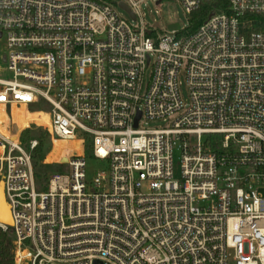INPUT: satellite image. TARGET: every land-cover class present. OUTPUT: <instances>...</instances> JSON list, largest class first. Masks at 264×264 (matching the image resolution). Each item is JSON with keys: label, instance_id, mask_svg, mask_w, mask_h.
<instances>
[{"label": "built area", "instance_id": "2783aa9c", "mask_svg": "<svg viewBox=\"0 0 264 264\" xmlns=\"http://www.w3.org/2000/svg\"><path fill=\"white\" fill-rule=\"evenodd\" d=\"M147 1L164 0L120 3L127 20L111 0H0L11 264H264V0H178L222 8L162 37ZM31 125L54 146L44 169L71 176L37 173ZM88 158L104 164L91 180Z\"/></svg>", "mask_w": 264, "mask_h": 264}, {"label": "rangeland", "instance_id": "374dc122", "mask_svg": "<svg viewBox=\"0 0 264 264\" xmlns=\"http://www.w3.org/2000/svg\"><path fill=\"white\" fill-rule=\"evenodd\" d=\"M125 2L128 4L127 0H111V3L114 6H117L118 13L125 19L129 20V15L119 8V4ZM140 17L144 25L158 37H162L165 35H172L173 33H182L190 27L191 15H188L183 6L180 4L178 0H164L159 6L151 1L144 2L140 5ZM4 78H9L8 74L3 76ZM180 83V95L185 106V109H188L191 105L190 92L187 86V79L184 73H181L179 76ZM31 109V108H29ZM21 114V112H19ZM34 118V117H33ZM175 121V118H168L167 120H157V121H148L147 129L155 130V129H167L170 128L172 123ZM30 120H23L22 117L19 119V123H22L24 127L28 126ZM39 130V131H38ZM31 136H28L26 141L31 139H38L37 136L39 132H44L43 129H38L36 125H31V129H29ZM66 145H62L56 143L55 155H58L61 150L66 149ZM54 151V146L49 144L46 147V155L51 154ZM104 164L102 162H98L94 159L88 158V179H93L101 167ZM47 176L48 175H65L71 176L72 169L70 167L63 166H52L47 169H43L42 171ZM13 230H11V233ZM230 264H234L231 262Z\"/></svg>", "mask_w": 264, "mask_h": 264}, {"label": "trees", "instance_id": "16d2710c", "mask_svg": "<svg viewBox=\"0 0 264 264\" xmlns=\"http://www.w3.org/2000/svg\"><path fill=\"white\" fill-rule=\"evenodd\" d=\"M222 8L221 5L217 3H207L203 5L199 11L191 14L190 27L186 30V35H191L197 32L202 24H204L212 13H216L217 9ZM257 31H264V22L260 27L257 28ZM27 132L24 135L25 141L28 136H31ZM40 145L39 148L34 153V165L37 173L44 169L42 166V161L46 157V147L51 144L50 137L45 132H39L37 136ZM11 242H12V233L11 232H2L0 231V262L1 264H11Z\"/></svg>", "mask_w": 264, "mask_h": 264}, {"label": "water", "instance_id": "95a60500", "mask_svg": "<svg viewBox=\"0 0 264 264\" xmlns=\"http://www.w3.org/2000/svg\"><path fill=\"white\" fill-rule=\"evenodd\" d=\"M121 7L125 10H128L125 5H121ZM129 11V10H128ZM141 118V114L138 115L137 120H136V125L135 127L137 128L138 122ZM0 222L4 225L7 226H13V219L11 215V210L9 205L6 202L5 199V194H4V184H0ZM95 264H101L100 262H95Z\"/></svg>", "mask_w": 264, "mask_h": 264}]
</instances>
